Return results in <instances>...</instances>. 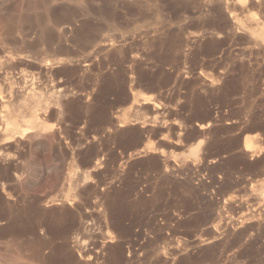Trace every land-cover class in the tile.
I'll use <instances>...</instances> for the list:
<instances>
[{
    "label": "rangeland",
    "instance_id": "1",
    "mask_svg": "<svg viewBox=\"0 0 264 264\" xmlns=\"http://www.w3.org/2000/svg\"><path fill=\"white\" fill-rule=\"evenodd\" d=\"M4 55L0 264H264V0H0Z\"/></svg>",
    "mask_w": 264,
    "mask_h": 264
},
{
    "label": "bare ground",
    "instance_id": "2",
    "mask_svg": "<svg viewBox=\"0 0 264 264\" xmlns=\"http://www.w3.org/2000/svg\"><path fill=\"white\" fill-rule=\"evenodd\" d=\"M62 18V17H61ZM63 20V19H62ZM68 22V21H67ZM20 54V53H19ZM18 56V55H17ZM26 56V55H25ZM24 56V57H25ZM23 57V56H22ZM9 57L7 56V55H4L3 57H0V68L1 67H3L4 65L6 66V64H7V60H9L8 59ZM20 59V58H19ZM9 62V61H8ZM102 238V237H101ZM102 239H104V237L102 238ZM106 240V239H105ZM104 242L105 241H99V243H97V245H96V248L97 249H99L100 251L102 250V247H104L103 245H104ZM107 242V241H106ZM119 249V248H118ZM96 251H98V250H96ZM107 260V259H106ZM109 263V262H108Z\"/></svg>",
    "mask_w": 264,
    "mask_h": 264
}]
</instances>
